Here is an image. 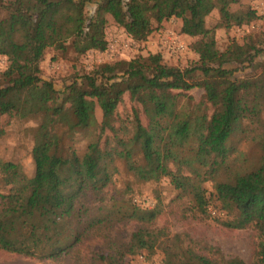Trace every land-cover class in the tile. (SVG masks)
Wrapping results in <instances>:
<instances>
[{
	"label": "trees",
	"instance_id": "trees-1",
	"mask_svg": "<svg viewBox=\"0 0 264 264\" xmlns=\"http://www.w3.org/2000/svg\"><path fill=\"white\" fill-rule=\"evenodd\" d=\"M89 1L0 0V57L7 58L0 73V113L37 121L33 174L0 159V181L8 187L0 193V250L59 259L93 230L135 221L140 225L128 241L112 239L109 250L94 252L89 264H125L128 255L157 249L163 264H247L238 256L196 250L186 233L153 228L161 204L139 205L127 196L133 191L129 185L107 202L106 188L123 160L137 182L169 178L203 216L212 199L204 184L212 181V195L227 214L219 221L231 229L256 230L250 264H264V132L253 167L233 172L229 166L230 140L244 123L264 130V62L256 61L264 47L251 39L221 50L216 40L217 28L250 24L260 16L251 7L233 9L242 0H101L89 16ZM214 9L220 20L209 27ZM108 16L134 41H145L155 24L179 18L181 32L198 37L192 47L199 59L186 68L165 63L161 53L108 62L61 93L42 76L47 48L78 55L106 50ZM246 67L255 72L240 74ZM194 88L203 89L199 101L187 93ZM125 93L146 116L144 123L135 108L130 130L116 123ZM97 106L103 113L100 135L78 151L75 135L96 124Z\"/></svg>",
	"mask_w": 264,
	"mask_h": 264
},
{
	"label": "rangeland",
	"instance_id": "rangeland-1",
	"mask_svg": "<svg viewBox=\"0 0 264 264\" xmlns=\"http://www.w3.org/2000/svg\"><path fill=\"white\" fill-rule=\"evenodd\" d=\"M101 0H90L86 6L87 15H93ZM251 7L256 10L258 19L250 24L233 26L232 28H217L216 40L221 50H226L236 41L245 43L254 39L264 47V0H242L233 6V9H246ZM3 14H0L2 16ZM220 20V12L214 9L207 17V25L213 27ZM182 20L171 18L160 26L155 24V29L145 41H134L125 29L108 16L106 50H88L84 54H76L72 49L68 52L47 48L41 63L42 76L53 80L55 87L63 93L75 80L81 81L82 76L95 73L104 63H113L118 60H131L139 56H148L150 53H161L163 61L170 65L186 68L198 61L199 55L193 50V44L198 37H192L181 32ZM251 36L253 38H251ZM182 46V47H181ZM264 62V52L256 59ZM257 64V63H256ZM7 58L0 57V73L6 68ZM258 72L260 68L256 69ZM253 67H246L240 74H252ZM198 77L199 73H194ZM193 95L196 101L202 98L203 89L194 88L187 92ZM141 111V117L146 123V116L141 105L132 100L129 93H125L122 102L117 108L116 123L132 129L134 109ZM103 113L99 106L96 107V124L88 130L77 132L74 146L78 151L84 150L86 145L100 135V124ZM37 125L34 119H20L10 114L0 113V159L13 161L18 164L21 171L27 175L34 172V162L31 150L34 144L33 129ZM264 130L261 126L244 123V130L237 131L230 140L233 148L229 166L233 172L243 171L253 167L260 159L261 148L259 138ZM106 132L102 140L106 138ZM122 135V131L120 132ZM127 136V133H126ZM153 165L158 163L154 158ZM1 179V175H0ZM133 189L130 194L134 202L144 207L152 208L157 203L162 206V213L152 225L153 228H166L173 233H186L187 242L202 253L225 255L226 257H241L250 264L258 244V234L253 228L231 229L219 221L226 217V212L220 206L215 196L214 183L208 181L204 184L208 190L207 195L212 196L208 207V215L203 216L194 207L190 195L182 194L171 183L169 178H162L158 182H137L128 171L126 162L118 160L112 182L106 188L107 202L114 196L124 192L127 186ZM127 190V189H126ZM8 187L0 181V193H6ZM97 204V203H93ZM140 224L135 221L117 223L104 226L91 231L81 244L71 253L59 259H46L24 256L13 252L0 250V264H89L92 254L96 251L109 250L110 241L115 238L128 241L132 232ZM164 254L160 249L150 253L143 250L125 258V264H163Z\"/></svg>",
	"mask_w": 264,
	"mask_h": 264
},
{
	"label": "built area",
	"instance_id": "built-area-1",
	"mask_svg": "<svg viewBox=\"0 0 264 264\" xmlns=\"http://www.w3.org/2000/svg\"><path fill=\"white\" fill-rule=\"evenodd\" d=\"M182 47V46H181Z\"/></svg>",
	"mask_w": 264,
	"mask_h": 264
}]
</instances>
